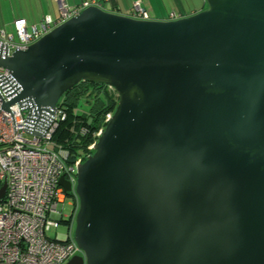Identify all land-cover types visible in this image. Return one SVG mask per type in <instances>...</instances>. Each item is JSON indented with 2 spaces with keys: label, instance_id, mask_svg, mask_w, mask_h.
<instances>
[{
  "label": "water",
  "instance_id": "water-1",
  "mask_svg": "<svg viewBox=\"0 0 264 264\" xmlns=\"http://www.w3.org/2000/svg\"><path fill=\"white\" fill-rule=\"evenodd\" d=\"M204 6L168 20L91 5L25 49L0 39L17 90L3 107L30 134L81 81L117 93L76 166L83 254L64 264H264V0Z\"/></svg>",
  "mask_w": 264,
  "mask_h": 264
},
{
  "label": "built area",
  "instance_id": "built-area-1",
  "mask_svg": "<svg viewBox=\"0 0 264 264\" xmlns=\"http://www.w3.org/2000/svg\"><path fill=\"white\" fill-rule=\"evenodd\" d=\"M107 9L104 0H83L70 6L59 0L58 15H44L38 23L28 26L25 18H15V33L0 29V39L9 49H25L27 45L48 33L55 26L80 13L88 6ZM127 16L151 19L141 0H134ZM182 17L172 11L168 20ZM114 90L112 87L107 86ZM8 70L0 67V187L6 182L0 198V264H64L83 252L73 239L75 217L79 207L75 192L76 166L93 150L94 142L83 156L67 162L68 151L52 141V134L65 113L57 110L41 136L27 132L26 115L18 103L3 107L16 95ZM105 116V123L111 116ZM103 127L95 136L98 137ZM63 175L71 190L59 184ZM70 199L69 214L63 213L64 203ZM64 233L56 231L59 224ZM53 234L50 232L53 231Z\"/></svg>",
  "mask_w": 264,
  "mask_h": 264
},
{
  "label": "trees",
  "instance_id": "trees-1",
  "mask_svg": "<svg viewBox=\"0 0 264 264\" xmlns=\"http://www.w3.org/2000/svg\"><path fill=\"white\" fill-rule=\"evenodd\" d=\"M105 85L81 81L67 90L59 99L58 110L65 113L52 134V141L68 151L67 162L85 155L88 146L97 137L96 131L105 126V116L117 104V94L112 96ZM86 107L82 111H77ZM92 151H90L91 153Z\"/></svg>",
  "mask_w": 264,
  "mask_h": 264
},
{
  "label": "crops",
  "instance_id": "crops-1",
  "mask_svg": "<svg viewBox=\"0 0 264 264\" xmlns=\"http://www.w3.org/2000/svg\"><path fill=\"white\" fill-rule=\"evenodd\" d=\"M64 1L68 5L73 6L83 0H64ZM133 1L134 0H104V4L107 9H110L114 12L126 14L129 12ZM141 1L144 7L150 13L151 17H152L151 12L153 13L154 17L152 18L155 19H166L168 14L172 11L176 12L177 14H180L181 16H185V15L193 14L201 9L192 6L194 0H141ZM202 1L204 4V0H201V2ZM55 4L57 5V12L55 13V16L52 17H56L58 15L59 0H55ZM31 9H32L31 12L30 11L27 12L28 9H22L21 11H17L15 10L11 2L7 4L6 2L2 3V1L0 0V17H3V22L0 21V29H4L2 25L5 23L13 26V20L19 17L25 18L27 24H29V22L32 24V20H30L31 18H29V15L30 13H33L34 11L33 9H35L34 6L31 7ZM44 15L51 16V14L49 13H43L42 15L39 16V20Z\"/></svg>",
  "mask_w": 264,
  "mask_h": 264
},
{
  "label": "rangeland",
  "instance_id": "rangeland-1",
  "mask_svg": "<svg viewBox=\"0 0 264 264\" xmlns=\"http://www.w3.org/2000/svg\"><path fill=\"white\" fill-rule=\"evenodd\" d=\"M1 1L2 3L6 2L7 4L11 2L15 10L17 11H21L22 9H28L27 12L28 11L31 12L32 11L31 7L34 6L35 9H33L34 10L33 13H30L29 15V18H31L30 20H32V24L38 23L39 16L42 15L43 13H49L51 14V16H55V13L57 12V5L55 4V0H4V1L1 0ZM192 6L197 7V8L205 7L203 4V1L201 2V0H194V2L192 3ZM151 14H152V17H154L152 12ZM0 21L3 22V17H0ZM28 25H31V23L29 22ZM2 27L5 29L7 33H15L12 25H8L5 23L2 25ZM106 91L108 92V94L112 96H115L117 94L115 90H112L107 87H106ZM85 108L86 107H82L81 109L77 111H82ZM69 201L70 199L68 198L64 203V207H63L64 214L70 213L71 206L69 204ZM56 231L59 233H64L66 231V226L60 223ZM53 232L54 230L51 231L50 233L53 234Z\"/></svg>",
  "mask_w": 264,
  "mask_h": 264
}]
</instances>
